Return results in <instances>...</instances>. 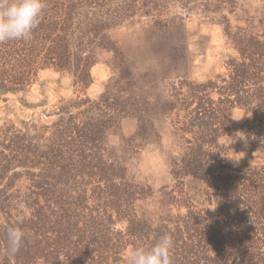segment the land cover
Returning a JSON list of instances; mask_svg holds the SVG:
<instances>
[{
	"label": "trees",
	"instance_id": "1",
	"mask_svg": "<svg viewBox=\"0 0 264 264\" xmlns=\"http://www.w3.org/2000/svg\"><path fill=\"white\" fill-rule=\"evenodd\" d=\"M258 1L250 12L239 0H45L30 41L0 42V103L14 96L31 107L23 96L43 70L68 76L72 89L42 111L53 121L30 117L0 127V264H126L130 246H149L165 233L174 239L173 264H264ZM190 17L216 21L231 50L224 73L200 84L175 73L187 62L181 26ZM124 25L139 26L159 78L117 51L109 33ZM105 53L113 54L110 77L92 100L91 70ZM158 115L182 144L169 157L173 187L155 195L128 173L127 160L157 142ZM127 117L137 129L117 152L106 138ZM206 180L212 185L203 193ZM10 226L24 232L15 257L6 251Z\"/></svg>",
	"mask_w": 264,
	"mask_h": 264
},
{
	"label": "rangeland",
	"instance_id": "2",
	"mask_svg": "<svg viewBox=\"0 0 264 264\" xmlns=\"http://www.w3.org/2000/svg\"><path fill=\"white\" fill-rule=\"evenodd\" d=\"M238 3L250 12L257 10L260 6L258 0H239ZM237 13L240 12L237 11ZM230 18L233 21V17ZM181 32L186 46L187 62L177 68L175 73L185 74L188 80L194 84L204 83L208 79H214L215 76L224 73V57L225 54L231 53V50L225 46L220 25L216 21L190 17L182 21ZM142 36L139 26L131 25H124L109 33L117 51L123 54L126 61L132 63L139 71L152 69L154 77L159 78L161 73L155 67L154 58L148 45L142 41ZM112 59V53H105L102 60L92 68V85L86 90V95L90 99H97L104 91L110 77L108 65ZM71 94V82L68 76L52 70L40 71L34 86L23 96L31 107H22L14 96H10L7 103H0V127L6 120L15 122L30 117H41L43 122L49 123L54 118L46 117L42 111H51L60 98H68ZM215 98L216 95H213L214 100ZM44 101L46 102L45 107H37ZM232 114L238 118L241 112L234 110ZM153 124L159 134L157 142L145 144L138 154L128 157L127 170L136 182L149 185L157 195V192L162 188L170 189L174 185L169 176V157L175 156L179 152L182 143L178 137L174 136L172 127L165 117L154 116ZM136 129L135 118L123 119L116 128L108 133L106 138L108 147L118 152L122 141L132 137ZM218 145V148L213 149L216 154L220 153V139ZM237 163L241 164V159H238ZM211 183V180L203 181V193L211 188ZM192 186L195 185L192 184ZM209 211V217H214V207H209Z\"/></svg>",
	"mask_w": 264,
	"mask_h": 264
},
{
	"label": "clouds",
	"instance_id": "3",
	"mask_svg": "<svg viewBox=\"0 0 264 264\" xmlns=\"http://www.w3.org/2000/svg\"><path fill=\"white\" fill-rule=\"evenodd\" d=\"M46 9L45 0H0V42L30 41ZM242 133V132H241ZM244 139V133L239 137ZM24 239L19 226L6 229V251L15 257ZM174 239L170 233L160 236L149 246H130L126 264H173Z\"/></svg>",
	"mask_w": 264,
	"mask_h": 264
}]
</instances>
